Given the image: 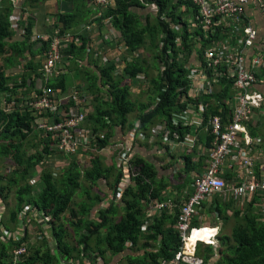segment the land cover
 Here are the masks:
<instances>
[{
	"label": "trees",
	"instance_id": "trees-1",
	"mask_svg": "<svg viewBox=\"0 0 264 264\" xmlns=\"http://www.w3.org/2000/svg\"><path fill=\"white\" fill-rule=\"evenodd\" d=\"M33 1L37 3L38 0ZM66 1L71 3L73 9L68 13L58 12L55 19L61 24L63 33H74L73 29L78 24L90 19L91 0ZM2 6L3 9L0 10V105L4 92L11 91L7 87L11 80L15 82L19 80L13 85L15 87L21 81L28 86V80L34 86L33 76L40 77V65H35L32 60L41 53H47L49 49L48 43L40 42V46L30 44L34 31L33 20H30L23 37L17 39V31L12 29L11 22L13 6L10 1H3ZM22 7L24 12V4ZM178 9H182V12H176ZM196 12L192 0H114V6L105 10L102 18L95 20L98 22L106 18L111 20L113 28L121 39L120 46L127 49V57L143 50L145 57H151L153 65L159 63L157 70L161 73L160 77L153 80L150 78V83L156 85V93L153 91L149 98L150 105L155 98H158V103L153 108L150 105L142 106L140 109H143L138 116L137 126L144 132L148 131L153 119L158 118L167 121L169 138L183 137L187 129L172 125L171 111L176 109L178 98L187 99L185 103L187 105L200 103L199 99L188 95L189 84L188 87L185 85L187 84L186 75L189 74V69L185 67L187 61L194 55L195 50L192 49L191 43L196 37L190 35V24L184 20V17L192 14L195 19ZM192 34L199 40L201 39L199 42L202 44L209 42L207 39L209 34L205 36L200 29ZM177 41L180 44L177 45ZM80 42L79 47L70 46L64 57H69V65L71 64L69 69L66 67L67 71L71 69L78 73L79 78H83L79 86L98 96L95 101L96 105L94 103L95 109L89 114V125L96 135L91 142V147L95 148V152H90L91 157H94L93 168L81 174L77 162L74 163L72 160L69 166L63 169L61 178L53 179L50 170L46 169L45 160L52 158L55 151L50 150L47 135L42 136L46 138L42 139L41 143L37 142L39 135L33 134L32 124L35 116L31 107L14 106L12 111L0 108V161L6 164L5 167L11 164L12 168H9V172L0 174V195L7 198L13 192L16 200L15 206L11 208L10 218H6V221L15 223L18 221L19 213L24 212L26 207H32V211L37 210L38 215L41 212L44 217H49V222L54 228L55 222L68 212L72 218H77L76 222L69 221L68 227L77 232V246L81 248L83 254L89 257L92 264H96L97 256L104 257L107 251L112 255L123 254L126 252L127 243H131L129 252L135 249L148 250L153 248L154 244L159 243L158 250L144 254L147 258L142 259V264L169 262L179 247L175 219L162 213L153 225L145 224L146 210L142 203L158 198L161 186L156 181V169L146 160L132 154L133 143H127L131 154L129 157L131 171L129 169L127 174L131 178L129 177L121 196L115 198L108 209L99 211L95 219L91 218L92 208L108 199V194L107 196L106 193L103 194L104 191L98 188V184L107 182L108 191L111 194L116 193L121 183V176L125 173L123 170H121L122 173L117 171V168L120 169L117 162L105 167L99 154L109 146L117 144L113 141V138L118 136L117 127L125 128L128 115L134 111L135 107L131 100L130 83L137 75H147L149 67L146 66L145 61L142 67L138 63L127 64L123 74L115 77L113 76L114 65L99 68L94 54L87 53L88 49H91L89 39L82 37ZM196 52L201 57V50ZM25 60H30V64L22 73L8 75L10 70ZM82 62H85V65L86 62L91 64V68L78 64ZM123 75H128L131 82L126 83ZM67 80V76H61L50 86L65 89ZM147 107L150 108L147 109ZM177 107L183 109L186 105ZM219 108L210 107V112L218 113L219 110L216 109ZM127 128L130 129V127ZM138 128H134L135 131L139 130ZM120 139L122 138L119 137V141ZM187 159H192V157L187 156ZM38 166L43 169L39 181L41 191L35 197L34 187L29 184V181L37 174ZM110 177H112L111 182L108 180ZM95 188L98 190L92 194ZM76 196L85 199L77 204L75 203ZM216 198L219 199L218 195ZM222 202L224 205L220 203L218 211L224 215L223 222L232 225V232L229 237H221V247L224 251H220V258L214 264H264V221L262 217L254 214L249 206L241 215L239 209L233 211V201L224 202L222 200ZM75 205L77 208L73 207ZM227 207L232 210L233 216L224 212ZM26 218L32 221L29 216ZM0 221H3L2 217ZM194 224L197 225L198 221H194ZM145 225L146 229L143 232L142 228ZM54 236L58 248L57 253H53L47 242L32 244L27 248L28 254L22 257L18 264H63L62 259L67 255L63 247L67 244L59 234L54 233ZM25 242L27 239L23 240L19 246L21 247ZM15 248L14 244L0 245V264H8L9 257L6 254ZM204 251V256L201 255V249L198 254L204 258L205 264H211L214 257L213 248L206 247ZM93 253L97 256L92 257Z\"/></svg>",
	"mask_w": 264,
	"mask_h": 264
},
{
	"label": "crops",
	"instance_id": "crops-1",
	"mask_svg": "<svg viewBox=\"0 0 264 264\" xmlns=\"http://www.w3.org/2000/svg\"><path fill=\"white\" fill-rule=\"evenodd\" d=\"M3 1H10L13 6V15L11 16V22L12 29L17 31V39L18 37H23L25 30L28 28V24L32 20L34 24V31L30 44H38V46H40V42L52 44L55 39H59V41L61 42L65 37L64 35H70V40L69 42H67V44H64L62 41L63 48L61 51L60 65L62 70H65V73L54 75L47 81H45L41 76V68L43 60L45 58L44 54L46 52L41 53V55L32 60L35 65H40V77L33 76V79L35 81L34 86L31 84L30 80L27 81L28 86H26L22 81L18 83L16 87L13 86L19 80L17 82L11 80L8 83L7 87L11 91L4 92L3 99L1 100L0 105V108L4 109L5 111H12L14 109V106L26 108L27 104L38 100L42 96V90L47 87L52 88L57 94H66L69 93V91H76L80 94V96H82V98H87L85 101L86 103L82 105V107L87 111L86 123L85 125H83V127L88 129L92 134H95L94 130L89 125V114L94 111V103L96 105L95 101L98 96L97 94L91 93L88 90H83V88L79 86L83 78H79L78 73L72 71L71 69L67 71L66 67H70L71 64L69 65V57H64V54L69 51L68 49L70 48V46L79 47L81 45L80 38L85 37L89 39V47H91V49H88L87 53L94 54V59L98 61L97 64L99 68L108 67L110 59H115L113 64L115 67L113 76L115 77L119 74H123V70L126 66H128L127 64L138 63L139 66L142 67V63L144 61L146 62V66L149 67L147 73L148 77L145 74L137 75L134 81L130 83L131 100L132 98H135V100H132V102L135 104L134 111L137 110L135 116L133 115V119H131L129 116L131 113L128 115V123L125 128L121 129L120 127H117L118 136L115 139L113 138V141L117 142V144L109 146L108 148L102 150L99 155L105 167L112 166V164L117 162V164L120 165V169L117 168V171L122 173L121 170H123L126 173L121 176V183L119 186L122 194L123 188L126 186L127 181L130 177L127 173L129 169L131 171V166L129 160H124L125 157H122L123 151L117 145L119 143H133V148L131 149L132 154H135V156L138 155L140 158L149 162L156 169V181L161 186V191L158 192V198H154L149 202L142 203V206L146 210L145 224L153 225L154 221H156V219H159L162 213H165V216L175 219L176 221V216L179 213V208H182L188 202L195 191L194 184L196 179L199 176H203L207 172L212 162L209 153V149L213 146L214 142V137L212 135L209 124L211 117H213L214 115H221L224 124L228 126L235 113L236 107L239 104V96L242 92V89L236 85L235 76H226L221 82H214L211 76V70L205 66L207 58L206 54L214 50H226L230 54H239L242 58H244L245 70L255 76L257 80L256 84L251 87V92H258L264 98V66H258L254 68L252 67V64L250 62L254 58H259L264 61V11L262 10L264 0L249 1V4L243 11V16L245 17V20L248 22V24H246L247 22H245L242 26V29H239L238 32H234V29L236 27L234 26L233 17L228 16V18H217L220 23H223L220 26L221 28H219L220 32L217 35H208L204 32L205 36H209L207 38L209 39V42L205 44L199 42L201 41V39L199 40L197 36H194V34H192L197 31V28L195 27L196 20H194L193 15L187 14L184 17L188 24H190V35L196 37L191 43L192 49L195 50L193 53L194 55L192 56V59L187 61L185 68L189 69V73L196 70H198L199 72V74L195 77L196 80L194 83L188 81V77H186L187 84L185 85L188 87L189 84L188 88L190 90L188 95L199 99L200 103L198 105L193 103H189L187 105L185 104L187 99H177V106L186 105V107L182 109L176 106V109L171 111L170 120L173 126H179L187 129L185 135L183 137H178V139H175L174 137L169 138L167 121L165 119L158 118L153 119L152 123L148 127L147 132L139 129L137 131V133L139 134L135 138L131 136L133 129L139 124L138 116L140 111H142L143 109L140 108L144 105H150V95L153 94V91L156 93V85L154 84V86L152 83H150V78L151 80H153L160 77L159 75H161V73H159V71L157 70L159 63H156L155 65H153V61L151 64L147 63V60L143 59V56L145 57V53L143 50L138 51L131 57H127V49L123 46H120L122 44L120 43L121 39H119L118 37V32L113 28L111 20L109 18H106L100 22L95 21L96 19H99L100 15L103 17L101 11H105V9L96 5L95 0H91V3L89 4V10H92L90 19L86 22L78 24V26L73 29L74 33H63L61 24L58 23L57 20L50 15L51 10H54V6V11L57 10L56 15L58 14V12H71L73 7H71L72 5L69 1L61 0L59 2H56L55 0H38L37 3H35L33 0H0V10L3 9ZM23 4L25 6L24 12L22 11ZM226 23H229V28L223 31L222 27H225L224 24ZM109 24L111 26V29L109 27ZM247 26L251 27L256 34V40L253 43L252 47H247L243 43V29ZM86 27H92V32H89ZM196 49L201 50V57L199 56L198 52H196ZM87 62L86 65L85 62L78 64L82 67L88 66V68H91V64H87ZM29 64L30 60L21 61L13 70H10L8 72V75L13 76L14 74L22 73L25 67H27ZM92 69L96 71L95 68ZM61 76H67V79L70 82H68L69 84L66 82L65 89L59 87H51L50 84L55 82V80H58ZM122 77L125 78L124 81L126 83L131 82V79L128 77V75H123ZM74 81L76 82V84L73 83V85H71V83ZM141 83L145 85V92L139 91V89L136 87V85H140L141 87ZM133 86L136 87L135 90H133L135 88H133ZM226 86L230 88H227ZM178 89H176V91H178ZM133 95L135 96L133 97ZM143 96L144 101L139 99ZM50 97L52 98V96ZM55 98L58 99L59 97L55 96ZM205 98L209 100H206ZM106 99L107 97L105 98V100ZM157 103L158 98H155L150 106L153 108ZM210 107H220L221 109H216L219 110L218 113L210 112ZM148 108L150 107H147V109ZM33 114L35 116L32 124V128L34 130L33 134L39 135L40 138L37 137V142L41 143L42 139L46 138L42 137L45 134L40 129L41 124H51L52 120L54 123L56 119H52L50 113H46L43 111ZM242 125L244 131L253 140V144H251L250 147H245V144L243 142V133L241 134L239 140L241 141V146L244 147L243 151H245L246 149L247 156L253 161V165L251 169H247L243 166L242 163H240L237 156H227L219 176L227 182L229 187L240 186L243 184V182H247L251 176L256 177L259 182H264V103L261 105V107H254L251 117L248 119H243ZM127 127H130V129H128ZM156 128L159 129V134L154 136L152 131ZM119 137L122 138L120 139V141ZM90 152H95V148L91 147V144L87 146L85 150L79 152L80 156H74L72 158H68V155H64L60 152H53L54 155L50 159H57V161L47 166V162L50 159L45 160L46 169L50 170L53 179H59L53 173L52 166L55 165L56 167H60V164L63 163L59 161L62 160H65L67 166H69L70 162L74 160V163L77 162L76 164L78 166V169L80 170V173L85 174L86 171L93 168L92 160L94 159V157H91ZM109 154L111 156H109ZM126 155L128 154L126 153ZM130 155L131 154L128 155V159ZM187 156H191L192 159L188 160ZM82 158H86L87 164L91 165L89 168L80 167ZM9 168L12 169L11 167ZM63 169L64 167L59 169L60 174L63 172ZM42 170L43 169L41 166L37 167V174L34 176H37L38 180L40 179ZM249 172H251V174H249ZM32 178L34 181L35 177H31L30 180ZM108 180L109 182H111L112 177H110V179ZM98 185V188L103 189V194L106 193V196L108 194V199H105L103 203L95 205L92 208L90 213L91 218L94 219L98 216L99 211L108 209V207L115 199V197H113V195L115 196V193L111 194L108 191L107 182H100ZM98 188L92 190V194L97 192ZM40 191L41 186H39L36 190L34 189V196L36 197ZM216 195H218L219 199L216 198ZM213 196L207 198L197 208L198 210L192 219L193 227L208 228L212 230L214 229L213 234L216 236L214 244H200L196 247L195 250V256L204 261V258H201L198 254L200 246L204 247V249H201V255L203 256L205 255L203 252H205L204 250L206 249V247H212L214 250V257L211 264H214L216 261H218L220 258V251H224L221 247V237H229L231 235V233H227L228 229H230V231L232 232V229L229 228L230 224H225L223 222L222 217L224 215H221L218 211V205L220 203H223L222 200L224 202L233 201V211L239 209L241 215H243L244 210L249 206L250 208H252V212L259 217L261 216L264 221L263 192L257 191L248 196V198L239 200H236L234 198L231 191L218 193ZM77 198H79L77 204H79L81 200L85 199L80 196H77ZM160 203H166L167 207L164 209H160L159 207H157V205H159ZM249 204H251L252 206ZM2 205L4 207V204ZM222 205H224V203ZM3 207L0 205V212H3ZM73 207L77 208L76 205ZM25 209L23 211H25ZM224 212L228 213L229 216H233L232 210L228 207ZM22 213H19L18 221H16L15 223H9V221H6V216L4 221V218L1 215L2 213H0V218H3V221H0V245H16V248L13 251H9L6 254L9 257L8 264H13V260H11V258H13V253L17 249H19V244L25 239H27V242L23 243L21 246L28 248L32 244L34 245L36 243L47 242V245L53 251V253H57L58 248L56 245V239L54 238V233L59 234L63 238L64 243L67 244L66 247H63L64 253L67 254L62 259V261L64 262L63 264H92L89 257L83 254L81 248L77 246V232L75 231V229L68 227V222H76L77 218H72L71 215H69V218L66 219L65 223H63L62 219L66 214L64 213V215L60 217L59 221L55 222L53 228V224L49 222V217H44L43 215H41V212V221H39V219L38 221L34 219L36 217L35 215H37V210H35L34 212L31 209L28 212L27 216H29L32 221H28V219L26 218L27 216L22 215ZM33 216L35 217L33 218ZM8 218H10V215ZM194 221H198V224L195 225ZM60 222L61 224H59ZM65 226L68 227V230H71V235H69V231L65 229ZM145 229L146 225L143 226L142 231L144 232ZM223 231H225V233H223ZM67 237H73L74 244H69L66 241ZM177 238L179 242L178 234ZM178 244L179 247L177 252L182 251L183 249L182 242H179ZM130 247L131 243H127V245L125 246L126 252H124L123 254L112 255L107 251L104 257H98L95 253L92 254V257L97 256V259L95 258L96 264H142V259L147 258L144 257V254L146 252L150 253L158 250L159 243L154 244V247H151L148 250L135 249L134 251L129 252L128 249H130ZM163 262L165 261H161L158 264ZM145 264H148V262H146Z\"/></svg>",
	"mask_w": 264,
	"mask_h": 264
},
{
	"label": "built area",
	"instance_id": "built-area-1",
	"mask_svg": "<svg viewBox=\"0 0 264 264\" xmlns=\"http://www.w3.org/2000/svg\"><path fill=\"white\" fill-rule=\"evenodd\" d=\"M250 0H192L197 12L196 28L202 30L209 35H217L220 32L221 24L217 18H234V32L242 29L245 22L243 11L249 4ZM97 6L107 10L114 6L113 0H95ZM264 11V5L263 9ZM102 14L104 11H101ZM225 16V17H224ZM101 17V15L99 16ZM107 24V23H106ZM248 24V22L246 23ZM222 30L229 28V23L224 24ZM111 29V26L109 24ZM240 27V28H239ZM89 32H92V27H86ZM62 39L64 44L69 42L70 35H64ZM256 40V34L251 27L247 26L243 29V43L247 47H252ZM59 39H55L52 44H49V51L44 54L41 68V76L47 81L54 75L64 74L65 70L61 68V51L63 43ZM178 45V41L176 42ZM125 50V49H124ZM205 66L211 70V76L214 82H221L226 76H235L236 85L242 89L239 96V104L236 107L235 113L229 125L224 124L221 115L211 117L209 124L212 135L214 137L213 146L209 149L212 162L203 176H199L195 181V191L188 202L179 208V213L176 216L175 230L179 237V242H182L183 249L178 251L174 259L169 263L160 264H204V261L195 256L196 247L200 244H214L215 235L214 229L196 228L192 226V219L197 212V208L209 197L231 191L236 200L246 199L251 194L260 191L264 193V182H259L256 177L251 176L247 182H243L240 186L229 187L227 182L222 179L219 174L224 165L227 156H237L240 163L247 169H251L253 161L247 156V151H243L239 140L241 134H244L243 142L245 147H250L253 140L247 135L243 129V119H248L252 115L254 107H261L264 103L263 96L258 92H251V87L256 84V77L247 72L244 68L245 62L239 54H230L226 50H214L206 54ZM252 67L264 66L262 59H252ZM198 70L192 71L187 75L188 81L192 83L196 80ZM59 97L58 99L55 96ZM52 96V98L50 97ZM85 97L82 98L76 91H69L66 94H57L50 87L42 90V96L27 106L31 107L34 113L40 111L50 113L52 119H56L51 124L43 123L40 126L41 131L49 137L50 150L60 152L68 156H80L79 152L83 151L91 144L96 135L83 127L86 123L87 111L82 107L86 102ZM138 126L135 127V129ZM132 131L131 136L135 138L139 133ZM139 129V128H138ZM159 129L152 131L153 135L159 134ZM122 151L124 160H129V144L119 143L117 145ZM126 153L128 155H126ZM251 174V172H249ZM121 196L120 188L115 193V198ZM160 209L167 207L166 203L157 205ZM31 210L26 207L22 215L26 216ZM33 216L36 221H41V216ZM28 254V249L21 246L13 253V264H18L22 257Z\"/></svg>",
	"mask_w": 264,
	"mask_h": 264
},
{
	"label": "rangeland",
	"instance_id": "rangeland-1",
	"mask_svg": "<svg viewBox=\"0 0 264 264\" xmlns=\"http://www.w3.org/2000/svg\"><path fill=\"white\" fill-rule=\"evenodd\" d=\"M114 5V4H113ZM54 10H55V6H54ZM52 11L51 10V12H50V15L52 16V17H54V19L56 18V12H57V10L56 11ZM176 12H182V9H178ZM184 20L186 21V19L184 18ZM178 44H180V43H178ZM141 53V52H140ZM126 55V54H125ZM124 56V55H123ZM142 56V55H141ZM143 59H146L147 60V63H149V64H151L152 63V60H151V57L148 59V57H144L143 56ZM114 58H112V59H110V61H109V64H108V66H110V65H113L114 64ZM140 64H141V62H140ZM69 81L67 80V83H68ZM70 83V82H69ZM68 83V84H69ZM73 83L74 84H76V82L74 81V82H72L71 83V85H73ZM144 84L143 83H141V87H140V85H136V87L139 89V91H142V92H145L144 90H145V88H144ZM135 86H133V88H134ZM136 87L133 89V90H135L136 89ZM134 94V93H133ZM135 95H133V97H134ZM140 100H142V101H144V96L143 97H141V98H139ZM132 100L134 101L135 100V98H132ZM137 112V110L136 111H134V112H132L129 116H130V118L131 119H133V115L135 116V113ZM114 152V151H113ZM109 156H111L110 154H109ZM55 161H57V159H50V160H48V162H47V166L48 165H50V164H52V163H54ZM59 162H62L63 164H60V167H56L55 165H53L52 166V169H53V173L55 174V176H57V178H61V174H60V168H62V167H66L67 166V163L65 162V160H62V161H59ZM80 167L81 168H89L91 165L90 164H87V161H86V158H82V160H81V162H80ZM5 165L6 164H4V162H1L0 161V173H2V174H5V173H7V172H9V167H10V165L11 164H8L6 167H5ZM56 169H58V170H56ZM33 177H35V179H34V181H33V178L30 180V185H33L34 186V189L36 190L39 186H40V183H39V180H38V178H37V176H33ZM3 196V195H2ZM1 195H0V205L3 207V205L2 204H4V207H3V212H0V213H2L1 215L3 216V218L5 219V216L8 218L9 217V213H10V211H11V208L12 207H14V205L16 204L15 203V195H14V193L13 192H11L10 194H9V196L6 198V197H2ZM81 200V199H80ZM75 201H76V203L79 201V198H77V196H76V198H75ZM76 208V207H75ZM69 218V214H68V212H66V214L63 216V219H62V221H63V223H65L66 222V219H68ZM59 224H61V222L59 223ZM230 227L229 228H231L232 229V225L230 224L229 225ZM65 229L66 230H68V227L67 226H65ZM69 231V235H71L72 233H71V230H68ZM223 233H225V231H223ZM227 233L228 234H230L231 233V231H230V229H228L227 230ZM66 241L69 243V244H74V239H73V237H71V238H66ZM200 249H204V247L203 246H200Z\"/></svg>",
	"mask_w": 264,
	"mask_h": 264
}]
</instances>
